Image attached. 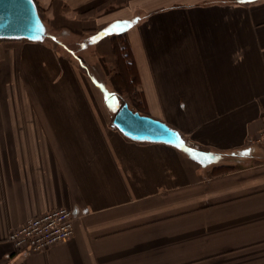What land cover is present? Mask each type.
Here are the masks:
<instances>
[{
  "label": "crops",
  "instance_id": "1",
  "mask_svg": "<svg viewBox=\"0 0 264 264\" xmlns=\"http://www.w3.org/2000/svg\"><path fill=\"white\" fill-rule=\"evenodd\" d=\"M91 1L49 0L63 23L44 18L42 40L0 42V75L12 74L14 56L43 67L49 54L61 56L39 50L54 42L101 94L33 98L43 84L42 92L59 90L52 74L35 89L23 83L28 99H0V264H141V245L166 220L211 203L247 204V264H264V0H115L112 12L86 17ZM85 31L75 43L96 47L104 63L113 41L127 42L133 101L63 40ZM124 103L184 144L123 134L113 118ZM60 207L74 212L70 238L29 254L8 240Z\"/></svg>",
  "mask_w": 264,
  "mask_h": 264
},
{
  "label": "rangeland",
  "instance_id": "2",
  "mask_svg": "<svg viewBox=\"0 0 264 264\" xmlns=\"http://www.w3.org/2000/svg\"><path fill=\"white\" fill-rule=\"evenodd\" d=\"M48 1H36L42 17L49 23L51 21L57 25L63 23V13L62 15L56 13L57 9L52 7ZM105 1L92 0L89 2L86 7L91 6L92 9L85 16H99L107 11L112 12L116 8L115 0H107V4ZM63 8V11L67 10V6ZM88 33V31L82 32V36L73 33L70 37L67 34L62 35L63 40L69 46L74 47L90 61V65L93 63L90 67L94 68L93 71L108 83L109 88L119 90L126 99L133 101L135 94L132 93V86L126 82V77L121 75L124 70L123 60L121 51L116 48V42L113 41L112 61L104 63L99 60L96 47L85 51L75 43V39L86 37ZM2 40L7 39H0V42ZM48 47L49 49L40 48L39 50L46 54L50 52L53 55L59 52L61 56L49 54L43 67L35 61L20 60L18 56H14L15 59L13 58L11 64L12 74L3 75L2 73L0 75V99H28L30 98L29 92L23 83L31 82L33 84L30 86L35 89V82L41 77L45 80L50 79L52 74L55 79H57V74L59 76L61 81L59 90L54 93L42 92L47 86L43 84L40 86L42 88L40 92H30L33 98H101L100 92L90 83L89 78L78 68L69 64L70 56L61 45L53 42ZM21 67H25V70H28L27 73L25 70L21 71ZM3 68L7 72L8 64H1V69ZM57 69L60 70V73L56 71ZM37 85L39 86V82ZM48 87L50 88V86ZM140 108L142 111H146L144 107ZM261 142L264 143V141ZM189 206H191L189 210L173 214L172 218L166 220L167 224L163 228L156 230L155 238L151 239L152 241L141 245V250L146 248L141 252V264H247V204L211 203Z\"/></svg>",
  "mask_w": 264,
  "mask_h": 264
},
{
  "label": "water",
  "instance_id": "3",
  "mask_svg": "<svg viewBox=\"0 0 264 264\" xmlns=\"http://www.w3.org/2000/svg\"><path fill=\"white\" fill-rule=\"evenodd\" d=\"M45 35L46 27L35 0H0V39L38 41ZM113 124L132 139L184 144L176 130L133 110L127 103L119 107Z\"/></svg>",
  "mask_w": 264,
  "mask_h": 264
},
{
  "label": "built area",
  "instance_id": "4",
  "mask_svg": "<svg viewBox=\"0 0 264 264\" xmlns=\"http://www.w3.org/2000/svg\"><path fill=\"white\" fill-rule=\"evenodd\" d=\"M259 142L264 141V132ZM74 212L66 207L50 210L40 216L27 219L10 231L8 240L17 251L25 254L47 249L74 234Z\"/></svg>",
  "mask_w": 264,
  "mask_h": 264
},
{
  "label": "trees",
  "instance_id": "5",
  "mask_svg": "<svg viewBox=\"0 0 264 264\" xmlns=\"http://www.w3.org/2000/svg\"><path fill=\"white\" fill-rule=\"evenodd\" d=\"M38 7H39V5H38ZM39 10H40V8H39ZM119 36H123V35L122 34H119ZM122 47H123V50H124V56L122 58V60H123V67H124V73H125L126 79L128 80V78L131 77V74H132L131 72L133 71L135 65H134V62H132L129 59L130 56H131V53H130L129 46H128V44H127L126 41H124V43L121 45V47H120V45L116 44V48L117 49L121 50ZM185 145H186V143H185Z\"/></svg>",
  "mask_w": 264,
  "mask_h": 264
},
{
  "label": "bare ground",
  "instance_id": "6",
  "mask_svg": "<svg viewBox=\"0 0 264 264\" xmlns=\"http://www.w3.org/2000/svg\"><path fill=\"white\" fill-rule=\"evenodd\" d=\"M35 1H36V0H35ZM36 4H37V2H36ZM37 6H38V4H37ZM38 10H39V7H38ZM39 13H40V15H41L40 10H39ZM41 17H42V15H41ZM42 20H43V22H44V24H45V27H46V33H47V26H46V22H45V20H44V17H42Z\"/></svg>",
  "mask_w": 264,
  "mask_h": 264
}]
</instances>
